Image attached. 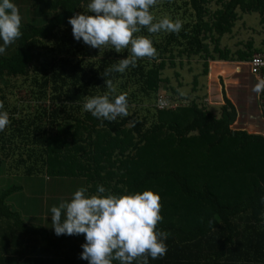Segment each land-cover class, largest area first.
Instances as JSON below:
<instances>
[{
  "label": "trees",
  "instance_id": "1",
  "mask_svg": "<svg viewBox=\"0 0 264 264\" xmlns=\"http://www.w3.org/2000/svg\"><path fill=\"white\" fill-rule=\"evenodd\" d=\"M24 1L39 21H22L21 38L0 53V101L10 119L0 131L1 172L81 179L90 194L100 185L115 195L152 190L162 205L157 229L169 236L166 255L149 264H264V138L231 130L237 113L224 93L219 117L194 105L152 106L161 67L176 56L234 61L217 50L220 38L238 12L263 16L264 0H157L155 19H179L182 28L135 34L148 36L158 55L108 77L128 100V116L111 122L83 103L109 91L101 75L129 50L74 39L68 19L88 13L90 0ZM249 47L234 54L237 61L248 60ZM20 89L27 96L14 98ZM258 97L264 120V93ZM19 189L0 191V264H88L80 258L83 234L57 236L5 204Z\"/></svg>",
  "mask_w": 264,
  "mask_h": 264
},
{
  "label": "clouds",
  "instance_id": "2",
  "mask_svg": "<svg viewBox=\"0 0 264 264\" xmlns=\"http://www.w3.org/2000/svg\"><path fill=\"white\" fill-rule=\"evenodd\" d=\"M157 0H90L88 13L78 12L68 19L76 41L94 49L111 45L116 53L129 50L125 58L104 70V85L109 90L104 95L85 96L83 110L92 116L115 121L128 116L127 94H116L110 77L112 72L124 73L135 67L142 58L155 59L158 55L152 40L145 35H135L142 29L150 34L168 32L178 34L182 28L179 19L163 17L158 21L151 9ZM90 13V14H89ZM22 17L13 0H0V53L20 39ZM256 95L264 93V78L252 86ZM0 101V131L9 124V114L3 111ZM264 203V197L261 198ZM161 202L152 190L123 195L106 192L100 185L95 193L84 187L74 192L70 200L52 206L51 223L57 236L84 235L85 243L80 258L88 264H149L166 255L165 240L169 233L157 229L162 221ZM212 225V221H209Z\"/></svg>",
  "mask_w": 264,
  "mask_h": 264
},
{
  "label": "rangeland",
  "instance_id": "3",
  "mask_svg": "<svg viewBox=\"0 0 264 264\" xmlns=\"http://www.w3.org/2000/svg\"><path fill=\"white\" fill-rule=\"evenodd\" d=\"M14 2L19 8L22 21L32 23L39 21L35 12L28 13L26 8L22 9L26 6L24 0H15ZM211 8L212 11L215 10L214 6ZM237 14V20L231 32L223 35L217 45V50L226 48L230 53H233L230 55L234 61L203 60L200 55L190 58L176 56L172 62H167L161 67L159 76L163 87L158 95L170 103L172 110L178 106L194 105L219 117L220 107L224 106L219 101L221 87L222 92L225 93L224 97L230 100L239 113L231 130L264 138V133L260 131V125H264V122L260 118L258 95L254 93L256 108L251 103H247V109L243 107L245 100H242L244 103L241 102L243 96H240L241 94L248 95L251 92L257 78L250 74L247 61H237L234 56L237 52L246 51L247 44L250 46L251 54L264 53V14L263 16L255 13L242 14L238 12ZM212 48L213 44L210 45L209 50L211 51ZM246 71L254 77L252 86L247 80ZM205 73H208L210 78L208 89L205 85L206 79H208ZM247 83L251 89H247ZM206 90L209 91L208 94L205 93ZM7 95L10 94L7 93ZM14 95V98L17 99H24L27 96L26 92L21 89L15 91ZM9 101L10 103L14 102L12 97L9 98ZM152 106L156 108V103H153ZM13 185L19 186L20 189L7 197L5 204L18 211L27 224L52 227L51 207L58 206L62 201L70 200L76 190L84 187V182L76 178H52L46 174L26 176L2 173L0 170V191Z\"/></svg>",
  "mask_w": 264,
  "mask_h": 264
},
{
  "label": "built area",
  "instance_id": "4",
  "mask_svg": "<svg viewBox=\"0 0 264 264\" xmlns=\"http://www.w3.org/2000/svg\"><path fill=\"white\" fill-rule=\"evenodd\" d=\"M248 70L250 74L258 78H264V53H253L247 60ZM156 109L159 111L169 110L170 103L165 98L159 96L156 101Z\"/></svg>",
  "mask_w": 264,
  "mask_h": 264
},
{
  "label": "crops",
  "instance_id": "5",
  "mask_svg": "<svg viewBox=\"0 0 264 264\" xmlns=\"http://www.w3.org/2000/svg\"><path fill=\"white\" fill-rule=\"evenodd\" d=\"M206 74V78H208V79H206V89H208V84H209V81H210V78H209V74L208 73H205ZM246 77H247V80H249L248 82H250V84H251V86L253 85V81H254V77H252L250 74H249V72H247L246 71ZM250 77V78H249ZM247 85H248V83H247ZM247 89H251V87H249V85L247 86ZM247 92V91H246ZM205 93L206 94H208L209 93V91L208 90H206L205 91ZM225 94V93H224ZM240 96H243V97H241V102L242 103H244L242 100H245V103H244V106L243 107H245L246 109H247V106H248V104L247 103H251L252 104V106L254 107V108H256L255 107V104H256V96H255V94L252 92V90H251V92L248 94V95H245V94H241ZM249 99V100H248ZM228 101H230L229 99H227ZM219 101L221 102V103H223L224 104V101H223V92H222V89H221V87H220V98H219ZM236 108V107H235ZM236 112H237V115L239 114L238 113V110L236 109ZM242 118H243V115H242ZM263 122H264V120H262ZM260 131H262L263 133H264V125H260ZM242 132V131H241ZM245 133V132H244ZM245 134H247V135H249L248 133H245ZM253 136H256V135H253Z\"/></svg>",
  "mask_w": 264,
  "mask_h": 264
}]
</instances>
